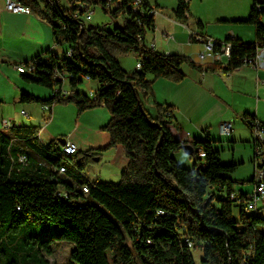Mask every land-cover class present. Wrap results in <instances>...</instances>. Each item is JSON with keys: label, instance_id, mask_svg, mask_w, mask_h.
Returning <instances> with one entry per match:
<instances>
[{"label": "trees", "instance_id": "obj_1", "mask_svg": "<svg viewBox=\"0 0 264 264\" xmlns=\"http://www.w3.org/2000/svg\"><path fill=\"white\" fill-rule=\"evenodd\" d=\"M20 1L48 21L57 46H68L62 53L51 49L15 65L30 68L34 63L33 70L19 73L25 82L51 91L42 98L22 89L21 103L51 110L57 103L73 102L79 113L106 107L111 113L102 128L110 136L107 148L121 145L128 164L118 182L91 180L85 168L88 156L96 153L92 149L78 150L65 163L59 139L43 142L40 127L0 128V264H52L53 244L62 241L74 245L70 257L78 264H195L198 246L203 264H264V215L259 205L248 209L252 190L235 188L254 184L255 178L234 179L238 164L223 162L208 135L191 143L192 168L181 166L174 154L187 142L169 127L174 107L158 104L156 115L145 107L154 81H182L184 64L228 74L253 58L264 48V0H254L249 16L239 20L254 26L255 40L227 38L232 43L227 65L162 54L147 45L145 36L155 28L150 12L157 9L148 0L143 13L133 10V0H112L114 6L106 0ZM85 2L124 23L108 29L85 22L86 10L79 6ZM189 4L178 0L173 14L180 21L189 19ZM130 53L139 57L140 69L137 63L133 71L121 64L119 56ZM87 79L98 83L90 95L79 90ZM244 121L255 152L254 127L264 124L249 113ZM255 158L254 153V164ZM63 164L67 172L57 177Z\"/></svg>", "mask_w": 264, "mask_h": 264}, {"label": "crops", "instance_id": "obj_2", "mask_svg": "<svg viewBox=\"0 0 264 264\" xmlns=\"http://www.w3.org/2000/svg\"><path fill=\"white\" fill-rule=\"evenodd\" d=\"M6 1L0 0V70H4L5 65H16L45 54L48 50H57L52 26L46 19L32 11L12 13L6 9ZM148 1L159 12L155 15V28L146 34L145 43L159 53L196 58L203 49V44L192 37L191 32H202L218 40H226L230 33L247 42L255 40V28L251 24L242 27L216 25V28L214 26L211 28L196 16V12L191 8L193 0H190V16L186 22L180 21L173 14L178 0ZM244 19L246 18L239 17L233 19V22L243 23L239 20ZM198 21L203 23V27L199 26ZM135 58L137 63L139 57L136 54ZM205 63L212 64L213 61ZM182 70L185 78L180 82L166 78H158L154 81L152 92L145 98L146 109L152 115H156L158 104L172 105L174 118L169 127L181 141L191 144L194 139H205L208 135L214 147L220 151V147L227 146L223 143L225 141L232 143L234 148L239 143L251 145L252 131L244 121V114L255 115L264 124V70L256 69L249 64L239 67L230 74L222 71L203 72L189 64H184ZM20 97L21 95H18L14 98V103L18 106L21 104ZM90 112L93 115L97 114L95 111ZM178 113L183 118H180ZM20 114L23 118H31L24 109ZM1 115L0 128H3L4 120L16 124L15 115L7 116L4 112ZM79 121L80 125L70 131L68 136L54 139L73 141L82 151L92 149L96 153L88 156L87 163L95 160L102 162L106 157L107 164L115 168L117 175L119 172L122 175L128 159L121 145L107 148L110 144V136L102 129L107 121L103 124H94L93 121H90L93 124H88L81 119ZM224 123L232 124L229 134L221 132ZM53 135L54 132H49L50 137H54ZM233 159L232 162L238 165L243 163ZM99 179L100 177L94 180ZM251 190L252 188L242 191ZM259 206L261 211H264V201Z\"/></svg>", "mask_w": 264, "mask_h": 264}, {"label": "rangeland", "instance_id": "obj_3", "mask_svg": "<svg viewBox=\"0 0 264 264\" xmlns=\"http://www.w3.org/2000/svg\"><path fill=\"white\" fill-rule=\"evenodd\" d=\"M251 3L252 0H193V6L191 8L196 12V16L200 17V20L205 24H209L211 28L216 25H234L242 27L248 24L233 22V19L239 17L247 18ZM63 6L67 7L69 5L63 1ZM89 23L94 26L112 29L116 24L122 25L124 19L120 17L115 21L109 11L104 12L101 7H98ZM66 48H68V46H58L56 51L62 53V50ZM191 58L195 59L194 56H191ZM119 60L127 70L136 67L134 53L120 55ZM196 62L205 63L199 60H196ZM97 87L98 83L96 81H84L80 84L79 90L90 95L91 90H96ZM66 88L69 89L68 84ZM22 89L42 98H48L51 94L50 89L47 87H43L36 83L25 82L15 65H5L4 70H0V119L2 118V112H4L7 116L15 115L17 120L15 123L17 125H34L40 127V136L43 142L64 135L68 136L70 131L76 129L77 126L80 125V119L88 124H93V122L94 124H103L105 121L108 122L111 117L110 111L104 106L88 109L87 111L79 113L76 104L73 102L57 103L53 106V111L45 110L44 105L40 103L23 104L20 102L21 104L18 106L14 103V98L21 95ZM22 109L26 110L31 118H23L20 114ZM90 111H95L97 114L93 115ZM178 115L180 118H183L181 114L178 113ZM49 132H54V137H50ZM223 143L227 145L223 147L224 149L220 147L223 162L230 163L234 160L233 158H235L238 163L243 161V163L238 165V168L231 176L236 180L250 181L255 175V164L253 162L255 153L254 148L248 143H239L235 148L230 142L225 141ZM174 156L181 166L192 168L194 161L191 160V155L185 153L183 149L176 152ZM85 171L91 180L100 177L99 180L118 182L122 177L121 172L117 175L115 168L107 164L106 157L102 162L96 160L90 161L87 163ZM253 187L254 184L250 182L245 185H235V188L240 191L248 190ZM224 195V192H218L219 197ZM261 214L264 215V211H262ZM53 249V255L48 257L52 264H78L70 257L74 249V245L71 242H54ZM193 255L195 264H203V250L201 247L198 246L194 248Z\"/></svg>", "mask_w": 264, "mask_h": 264}, {"label": "built area", "instance_id": "obj_4", "mask_svg": "<svg viewBox=\"0 0 264 264\" xmlns=\"http://www.w3.org/2000/svg\"><path fill=\"white\" fill-rule=\"evenodd\" d=\"M66 2H71V0H65ZM108 2V6H114L117 5V3H113L112 0H106ZM144 0H133V10L135 12H142V4ZM80 9H85V22L91 21L93 14L98 8L97 4H89L87 2L85 3H79ZM6 9L12 13H28L31 12V9L24 5L20 0H7L6 1ZM158 10L154 9L150 12V14H153L154 16L158 14ZM83 27V25H82ZM192 37L197 39L203 44V49L198 53L197 57L195 59L191 58L196 62V60L207 62V61H213V62H221L224 65H227L229 63V60L231 58L232 53V43L230 41L226 40H218L213 37H209L203 33H196L191 32L190 33ZM236 36L233 33H230L228 35V38L233 39ZM249 64L253 66L256 69L264 70V48H258L257 53L253 58H246L244 60L243 65ZM242 65V66H243ZM142 66V63L139 61L137 63V67L140 69ZM34 63L31 64L30 68H27L25 65H18L16 66L18 72H26L28 70L34 69ZM229 72L228 74H230ZM88 81V79H87ZM45 110H49L50 108L48 106L44 107ZM25 113V112H23ZM12 123L9 120H4L2 122L3 128H8L11 126ZM232 130V124L231 123H224L221 126V132L224 134H229ZM253 141L256 146L255 154V182L254 187L252 191L248 194L249 202H248V209L249 210H256L258 205L264 201V127L261 126L259 123L255 124L254 131H253ZM79 150L78 145L73 141H66V144L62 146V151H59L60 155L65 158V163L68 161L72 155L77 153ZM200 156H205L204 152L200 153ZM70 161V160H69ZM67 172V166L66 164L61 165L57 177ZM84 192H88L89 188L87 186L83 187ZM233 198L235 197V193H232L231 195ZM192 245V242L189 243Z\"/></svg>", "mask_w": 264, "mask_h": 264}, {"label": "water", "instance_id": "obj_5", "mask_svg": "<svg viewBox=\"0 0 264 264\" xmlns=\"http://www.w3.org/2000/svg\"><path fill=\"white\" fill-rule=\"evenodd\" d=\"M62 145H65L66 144V139H59L58 140ZM181 149H183L185 151V153L189 154V155H193L194 153V148L192 146V144L190 143H184L182 146H181Z\"/></svg>", "mask_w": 264, "mask_h": 264}]
</instances>
